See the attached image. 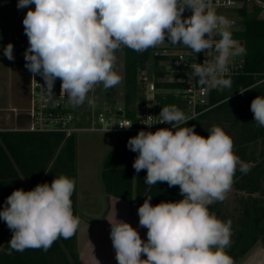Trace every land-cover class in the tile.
Masks as SVG:
<instances>
[{
  "label": "clouds",
  "instance_id": "obj_1",
  "mask_svg": "<svg viewBox=\"0 0 264 264\" xmlns=\"http://www.w3.org/2000/svg\"><path fill=\"white\" fill-rule=\"evenodd\" d=\"M32 4L34 10L29 8L23 19L29 40L25 67L34 80L36 75L43 78L49 96L59 78L61 93L77 106L96 85L108 89L121 82L114 71L115 51L121 46L143 52L167 39L171 46L191 49L194 56L215 51L213 64L194 62L187 75L201 85L222 88L232 86L231 79L224 78L230 58L246 54L233 39L232 22L216 13L211 0H18L17 8ZM185 10L192 14L184 17ZM13 48L9 43L3 49L10 61L15 59ZM250 110L257 128L264 127V96L253 99ZM159 117L157 123L171 127L141 130L129 138L128 149L138 153L133 168L137 174L147 171L145 183L150 186L158 181L178 185L184 198L155 206L151 197L145 198L138 216L139 225L148 230L146 242L129 223H111L118 264H234L225 251L232 222L210 214L208 205L223 201L237 165L244 173L248 165L233 153V141L221 127L213 126L204 138L194 126L181 127L194 118L175 105L162 108ZM74 189L75 180L60 175L51 184L14 190L0 211V219L13 232L9 254L29 248L47 251L57 239L71 238L79 226L73 215Z\"/></svg>",
  "mask_w": 264,
  "mask_h": 264
},
{
  "label": "trees",
  "instance_id": "obj_2",
  "mask_svg": "<svg viewBox=\"0 0 264 264\" xmlns=\"http://www.w3.org/2000/svg\"><path fill=\"white\" fill-rule=\"evenodd\" d=\"M243 15L239 27L232 33L233 39L246 48V54L242 55V73L228 77L232 81L231 88L212 91L211 101L219 104L181 126H194L197 134L207 138L210 129L218 125L232 139L233 153L248 165L249 171L244 173L238 164L233 177L232 185L238 193L239 202L237 214L228 217L222 213L219 203L208 205L210 214L222 222H232L231 243L225 251L234 263L243 258L257 240L264 247V127L257 128L254 114L250 110L252 100L259 95L264 96V19L254 14ZM123 51L125 82L127 86L134 87L136 69L145 68L143 65L150 50L136 52L125 47ZM151 62L154 67L157 66L154 59ZM153 72L158 85L167 87L162 82L163 73L159 70ZM253 85L255 88L243 95L238 93L240 89ZM112 88L106 89V93ZM240 97H243L249 117L241 106ZM170 102L171 99L160 100V105ZM137 134H123L104 159L101 179L105 195L121 199L137 210L148 197H151L150 203L153 206L161 202L182 200L178 185L169 187L167 182L158 181L156 185L150 186L145 183L146 170L138 174L135 172L133 162L138 153L130 151L127 142ZM60 175L76 180L73 135L64 138L59 133H0V211L14 190L22 188L29 191L37 184H51ZM259 192L263 197L260 200L257 197ZM71 200L73 215L78 216L76 185ZM12 236V230L0 219V264H77L75 234L69 239H57L47 251L29 248L9 254L8 243Z\"/></svg>",
  "mask_w": 264,
  "mask_h": 264
},
{
  "label": "built area",
  "instance_id": "obj_3",
  "mask_svg": "<svg viewBox=\"0 0 264 264\" xmlns=\"http://www.w3.org/2000/svg\"><path fill=\"white\" fill-rule=\"evenodd\" d=\"M211 7L218 15H223L232 22V33L242 22L243 14H254L257 18L264 19V0H211ZM214 35L216 39H220L215 33ZM150 54L161 69L165 79L162 82L166 83L167 87L159 86L154 76L141 71L138 82L144 87V100L142 108L133 117H126L124 108L117 105L98 109L84 116L88 126H83L78 120L75 106L61 93L62 81L57 78L54 95L49 96L43 88V78L36 75L34 80L31 74V118L29 126L23 130L32 133H59L64 138L84 131L120 134H136L141 130L155 132L171 127L170 124L157 123L160 120L159 113L164 108L160 105V100L171 99L170 106L175 105L185 115L194 119L219 104L211 101L212 91L221 90L222 87L201 85L187 75L194 62L205 66L213 64L217 55L215 51H209L207 55L201 52L194 56L192 50L187 47L178 50L159 47L150 50ZM242 71L243 58L232 57L224 78L239 75ZM120 125L131 126L124 128Z\"/></svg>",
  "mask_w": 264,
  "mask_h": 264
},
{
  "label": "crops",
  "instance_id": "obj_4",
  "mask_svg": "<svg viewBox=\"0 0 264 264\" xmlns=\"http://www.w3.org/2000/svg\"><path fill=\"white\" fill-rule=\"evenodd\" d=\"M17 3L18 0H0V133L24 131L31 118V73L26 69L24 59L29 40L24 33L23 19L29 8L34 10L35 5L18 9ZM9 43L14 46V61L3 54L4 46ZM150 76H154L153 73ZM76 200L77 210H80L74 239L77 264H118L110 238L111 223L118 220L136 228L141 239L147 241L148 230L139 225L138 210L134 206L105 195L103 190L97 202L93 200L91 203V199H87L86 205L93 204V210L79 208L77 196ZM146 258L142 253L141 259ZM234 264H264V247L255 246Z\"/></svg>",
  "mask_w": 264,
  "mask_h": 264
},
{
  "label": "rangeland",
  "instance_id": "obj_5",
  "mask_svg": "<svg viewBox=\"0 0 264 264\" xmlns=\"http://www.w3.org/2000/svg\"><path fill=\"white\" fill-rule=\"evenodd\" d=\"M190 15V10H185L183 13L184 17H188ZM125 47L126 46H123L115 51L117 60L114 65V71L121 76V82L114 86L108 93H106V89L103 87L102 83L98 84L88 93L83 104L78 106L74 105L77 110L78 120L79 122H82L81 125L88 126V123L84 121V116H88L98 109L112 108L120 105L124 108L126 117H133L142 108L144 87L138 82V76L141 74V70L136 69L134 74V87L131 85L127 86L125 82V55L123 51ZM159 47H168L178 50L186 46H171L167 43L166 39V42L153 48H149V50ZM235 57L240 58L242 55ZM151 61H153V58L151 54H149V57L143 65L146 70L145 73L149 76L151 73H154L153 71L155 70L161 71L158 66L154 67ZM127 95H129L128 98L126 97ZM167 106H170V104L163 105V107ZM73 136L75 141V185L78 206L79 208L82 207L85 210L88 208V211H90V209L93 210L95 207L93 204V206L86 205L87 199H91V203L93 200L97 202V198L101 190L104 192L101 179L103 161L117 141L124 135L120 133L84 131L77 132ZM257 197L259 200L263 198L261 192L257 194ZM182 198L184 197L182 196ZM237 198L238 193L232 185L231 190L226 194V198L223 201H216L220 204L222 213L225 216L229 217L237 214L239 208ZM257 245H259L258 240L251 247V249Z\"/></svg>",
  "mask_w": 264,
  "mask_h": 264
},
{
  "label": "water",
  "instance_id": "obj_6",
  "mask_svg": "<svg viewBox=\"0 0 264 264\" xmlns=\"http://www.w3.org/2000/svg\"><path fill=\"white\" fill-rule=\"evenodd\" d=\"M240 103H241V106H242L244 112H245L246 115L249 117V111H248L247 107H246L245 104H244L243 97H240Z\"/></svg>",
  "mask_w": 264,
  "mask_h": 264
}]
</instances>
